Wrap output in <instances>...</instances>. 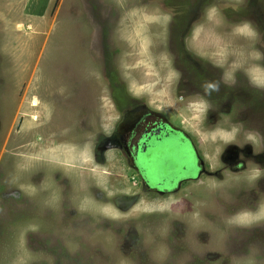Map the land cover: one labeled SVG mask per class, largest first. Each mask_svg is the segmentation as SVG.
<instances>
[{"label":"rangeland","instance_id":"1","mask_svg":"<svg viewBox=\"0 0 264 264\" xmlns=\"http://www.w3.org/2000/svg\"><path fill=\"white\" fill-rule=\"evenodd\" d=\"M144 112L212 163L249 157L217 195L143 190L99 147ZM262 180L264 0H0V264H264Z\"/></svg>","mask_w":264,"mask_h":264},{"label":"flooded vegetation","instance_id":"2","mask_svg":"<svg viewBox=\"0 0 264 264\" xmlns=\"http://www.w3.org/2000/svg\"><path fill=\"white\" fill-rule=\"evenodd\" d=\"M130 100L133 102L132 99ZM126 120L127 119L125 117V122L121 123L120 125H116V127L113 128L109 134H106L107 136H102L99 150L104 151L110 148L116 149L118 151L117 153L123 156L122 161H124L125 164L129 163V168L135 173V176L133 175V179L136 180L137 184L139 183V185H143V188H141L143 190H152L153 192L155 191L161 194L172 192L176 193L181 189V184L189 185L190 183H200V187H198L200 191L194 193V197L196 198L197 193L199 195H203L207 191L204 190V187H202L203 185H211L213 183V188H211L209 192L212 193L213 191V193H216L217 195L223 190L222 182H219L221 187H219V185L215 187V184H217L218 181L223 180V177H220L221 174L217 176L218 172L223 169L222 164L226 166L224 167L226 171H234L235 169H238V164L245 165L249 157L242 153L244 156L242 159H240V162L236 161L233 163L235 158L238 156L237 153L235 154V151L231 153V150H228V152L225 150V152L220 155V163L217 165V163L214 162V164L210 160H207L205 154H198L188 135L184 134V131L175 128L173 124L170 123L169 120H165L163 116L144 112L143 114H140L134 118V121L132 120L130 122ZM229 131H232V129L227 130L226 128H222L218 131V133H227ZM233 132L235 133L234 130ZM173 138L175 142H178L180 139L183 141L182 147L185 155L183 160L180 161L182 165L179 167H172L175 174L172 175L168 181L165 180V177L157 176L153 171L152 157L150 155H157V152H161L163 148L170 145L169 141ZM231 140L232 139H229L228 141ZM251 146L252 145H250L249 148L250 155L253 150ZM246 147L248 148V146ZM228 148H230V146ZM100 151L97 150L96 154L94 155L96 156L97 163L103 162L102 158L101 160L97 159L99 156H101ZM194 152L196 153V158L193 157ZM228 176H230V174ZM167 183H169V185ZM206 187L207 186H205V188ZM225 191L227 192V190ZM140 195L141 194L138 193V196H136V202L140 200ZM124 202L126 204V201ZM196 206L197 204H195L193 201V215L185 214L182 217V221L186 222V225L184 226L185 232H188L191 228H193V224L196 223V226L199 225L197 224V219H195V217L198 216L199 211L197 210ZM253 206L255 207V204H253ZM257 210L258 208H255L254 211ZM203 213L206 215V212ZM140 216L141 215H139V217ZM184 219L186 221H184ZM135 225H138L139 228H141V225L146 226L145 222L141 220ZM135 231L136 230L134 229V233Z\"/></svg>","mask_w":264,"mask_h":264}]
</instances>
